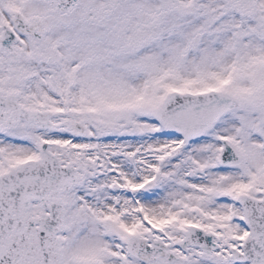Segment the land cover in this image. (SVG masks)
<instances>
[{
    "label": "snow or ice",
    "instance_id": "obj_1",
    "mask_svg": "<svg viewBox=\"0 0 264 264\" xmlns=\"http://www.w3.org/2000/svg\"><path fill=\"white\" fill-rule=\"evenodd\" d=\"M0 264H264V0H0Z\"/></svg>",
    "mask_w": 264,
    "mask_h": 264
}]
</instances>
